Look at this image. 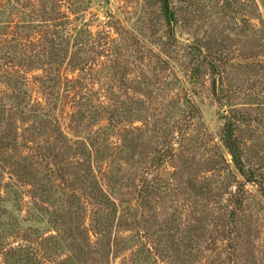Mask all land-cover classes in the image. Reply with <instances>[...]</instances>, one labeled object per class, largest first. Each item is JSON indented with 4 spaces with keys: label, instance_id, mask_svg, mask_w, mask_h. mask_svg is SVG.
I'll use <instances>...</instances> for the list:
<instances>
[{
    "label": "rangeland",
    "instance_id": "374dc122",
    "mask_svg": "<svg viewBox=\"0 0 264 264\" xmlns=\"http://www.w3.org/2000/svg\"><path fill=\"white\" fill-rule=\"evenodd\" d=\"M170 7L0 0V264H264V0Z\"/></svg>",
    "mask_w": 264,
    "mask_h": 264
},
{
    "label": "trees",
    "instance_id": "16d2710c",
    "mask_svg": "<svg viewBox=\"0 0 264 264\" xmlns=\"http://www.w3.org/2000/svg\"><path fill=\"white\" fill-rule=\"evenodd\" d=\"M162 3H163V9H164L165 15H166L167 19L170 21L171 18L173 17V12H172L171 7H170V0H162ZM223 137H224V142L226 144V147L232 156V161L234 163V166L238 170V172L246 178L247 182H254V183H258V184L262 185V182H260V180H264L263 174L257 175L255 173H253V171H252V175H249L247 172L248 170L246 169L245 162H244V153H243V148H242V144H241L242 142L240 141L239 136H237V134L235 133V125H233V122H232V124L226 123V125L224 127ZM59 158H60V156L58 154V159ZM241 190H243V189H241ZM245 205L246 204H245L244 200L241 198H238L237 202L234 204V206L232 207V210L230 211L229 215L227 216V220L229 223L228 228L231 229L234 233L236 232L237 227H238V221L235 220V216H237V213L239 211L244 210ZM114 212H115V209H113L112 213H114ZM105 230L100 229V233L103 235L102 237L106 236ZM23 248H26V247H22V248H20V250H17L14 253L19 257V261H20V259L22 260L20 262V264H24V261L27 264H31V262H33L34 260H36L40 257V254H38L39 252L40 253L42 252L43 254H45L47 252L45 250L43 251V250H37L36 248H33L31 250V252L29 253V252L23 251L22 250ZM41 259H42V256L40 257L39 260H41ZM16 261H18V259Z\"/></svg>",
    "mask_w": 264,
    "mask_h": 264
}]
</instances>
